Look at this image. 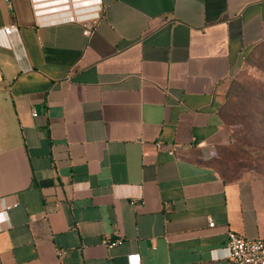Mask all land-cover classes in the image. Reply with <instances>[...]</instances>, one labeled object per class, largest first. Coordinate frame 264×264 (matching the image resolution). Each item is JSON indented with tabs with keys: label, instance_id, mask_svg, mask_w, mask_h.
<instances>
[{
	"label": "crops",
	"instance_id": "0c3cea01",
	"mask_svg": "<svg viewBox=\"0 0 264 264\" xmlns=\"http://www.w3.org/2000/svg\"><path fill=\"white\" fill-rule=\"evenodd\" d=\"M263 42L264 0H0V264H231L229 232L264 239V179L215 166Z\"/></svg>",
	"mask_w": 264,
	"mask_h": 264
},
{
	"label": "rangeland",
	"instance_id": "374dc122",
	"mask_svg": "<svg viewBox=\"0 0 264 264\" xmlns=\"http://www.w3.org/2000/svg\"><path fill=\"white\" fill-rule=\"evenodd\" d=\"M264 83V43L242 58V64L235 74L226 95V101L237 102L251 97L244 94ZM237 84L243 87L232 93ZM225 119L233 131L232 155L226 158L218 154L215 160L217 170L227 178L244 173H253L264 179V121L258 114L246 116L234 114L232 108L225 109ZM250 129L252 134H250Z\"/></svg>",
	"mask_w": 264,
	"mask_h": 264
},
{
	"label": "built area",
	"instance_id": "2783aa9c",
	"mask_svg": "<svg viewBox=\"0 0 264 264\" xmlns=\"http://www.w3.org/2000/svg\"><path fill=\"white\" fill-rule=\"evenodd\" d=\"M84 35L91 37L93 35L94 29L92 23L88 20L83 21ZM14 27L8 26L4 28V32L7 36H10L13 32ZM36 115V114H35ZM192 148V146H190ZM158 151H166L170 156L174 157L176 160H182L183 153L177 151L173 148L158 143ZM17 206L5 205L4 209L0 212V230L2 226L7 222L6 212L8 209ZM210 227H214V224L211 223ZM228 239V258L231 264H264V239H247L235 232H229ZM115 243L109 244V247H113ZM130 264H141L140 258L138 256L130 257Z\"/></svg>",
	"mask_w": 264,
	"mask_h": 264
},
{
	"label": "trees",
	"instance_id": "16d2710c",
	"mask_svg": "<svg viewBox=\"0 0 264 264\" xmlns=\"http://www.w3.org/2000/svg\"><path fill=\"white\" fill-rule=\"evenodd\" d=\"M263 43L253 47L252 49L262 45ZM250 51L248 52V54L250 53ZM241 87H243L242 84H237L236 87L232 90V93L234 92V90L238 91V88ZM244 94L251 98H249L248 100H238L237 102L227 101V103L223 106V111L225 112V109L232 108L234 114L244 113L246 116H255L256 114H258L262 121H264V83L259 84L252 91L247 90ZM250 134H252L251 129ZM231 153L232 151L230 146L221 147L218 150V154H223L226 158L231 157Z\"/></svg>",
	"mask_w": 264,
	"mask_h": 264
}]
</instances>
